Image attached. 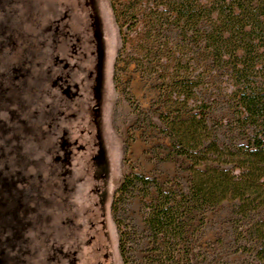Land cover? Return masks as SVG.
Listing matches in <instances>:
<instances>
[{"label":"rangeland","instance_id":"rangeland-1","mask_svg":"<svg viewBox=\"0 0 264 264\" xmlns=\"http://www.w3.org/2000/svg\"><path fill=\"white\" fill-rule=\"evenodd\" d=\"M169 2L0 0V264H123L111 214L123 178L188 187L190 163L170 155L164 133L175 101L191 94L182 83L193 82V110L208 104L220 142L239 141L229 77L205 56L210 21L194 0L195 24L182 29ZM142 194L117 217L135 264H151L144 217L156 193ZM234 205L205 212L180 264L251 259Z\"/></svg>","mask_w":264,"mask_h":264},{"label":"trees","instance_id":"trees-1","mask_svg":"<svg viewBox=\"0 0 264 264\" xmlns=\"http://www.w3.org/2000/svg\"><path fill=\"white\" fill-rule=\"evenodd\" d=\"M194 0H171L169 12L176 25L195 24ZM178 2V3H177ZM210 21L212 30L204 36L206 60L229 77L227 97L232 115L229 130L238 142H220L204 107L193 110L192 81L182 83L185 94L176 100L174 115L164 119V133L170 140V155L189 163L186 190L163 189L142 175L125 176L115 190L111 214L116 226L119 254L123 264H135L117 217L121 204L132 198L137 187L156 196L145 205V230L157 253L151 264H180L191 255V235L203 222L204 214L223 202H235L233 216L241 252L251 259L237 264H264V0H195ZM120 33V32H119ZM125 39L121 40L124 44ZM203 107V106H202ZM237 141V140H236ZM128 144H123L126 155ZM242 223L245 225L243 226ZM159 261V262H158ZM220 264H231L222 262Z\"/></svg>","mask_w":264,"mask_h":264}]
</instances>
